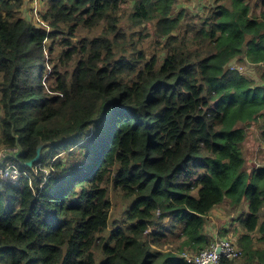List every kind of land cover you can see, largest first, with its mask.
Returning a JSON list of instances; mask_svg holds the SVG:
<instances>
[{
  "label": "trees",
  "instance_id": "trees-1",
  "mask_svg": "<svg viewBox=\"0 0 264 264\" xmlns=\"http://www.w3.org/2000/svg\"><path fill=\"white\" fill-rule=\"evenodd\" d=\"M28 1L0 0V151L31 174L0 175V264H195L227 200L242 254L221 264H264V166L242 148L252 122L264 140V8L214 0L184 23L179 0H40L37 22ZM148 24L163 56L134 41ZM110 188L128 205L104 236Z\"/></svg>",
  "mask_w": 264,
  "mask_h": 264
},
{
  "label": "rangeland",
  "instance_id": "rangeland-1",
  "mask_svg": "<svg viewBox=\"0 0 264 264\" xmlns=\"http://www.w3.org/2000/svg\"><path fill=\"white\" fill-rule=\"evenodd\" d=\"M204 5L202 4L200 6H197L196 4L198 1L195 0H179V2L175 6V11H179L181 9H186L188 11V15L184 20V23H188L192 18H197L198 14L202 15L203 11L202 8L205 6H212L210 4L215 3L214 0H203ZM250 1V0H248ZM253 11H255L257 8H264V0H251ZM250 1V2H251ZM223 3L230 5V2ZM44 3L40 0H29L28 4L25 5V8L23 11L26 13L27 17L32 18L34 21L36 20L39 22L41 18V13L44 10ZM255 8V9H254ZM198 13V14H194ZM126 20L124 19L122 22V25L126 27ZM147 31L150 33V36L146 39H140L138 35L135 36L134 41L136 42L137 46L145 49L149 54L158 53V55L163 56L165 53L163 52V45H162V39L159 37H156V35L153 33V27L151 24H148ZM178 32V31H177ZM131 33V32H128ZM130 45L129 47H131ZM238 59V58H237ZM237 59L233 60L232 65L233 68L235 65L240 66L242 69V72L252 75V78H258L259 71L257 72V69H260L259 66L264 67V62L259 63V66H248L247 63L239 62ZM261 121L252 122L247 126V138L245 143L243 144L242 148L244 151V155L246 157V167L249 171H252L254 169H258L260 166H264V140L261 134L262 129L260 128ZM262 143V144H261ZM0 153L8 154L9 151L1 150ZM66 153L64 152L62 156H65ZM12 162V160H11ZM46 173H49L51 170V166H47L44 168ZM41 172V168H38V173ZM121 191L115 190L113 188H110V199L113 202V209L111 210V218L108 225V230L104 233V236H108L110 231L114 229L118 224L122 223L125 219V211L127 209L128 200H125L121 195ZM246 204V203H245ZM244 204V206H245ZM215 213L211 212L209 217V223L207 225L208 233L213 238V243L218 242L221 240H229L233 241L236 245H238L237 242V236H238V227H239V221L238 217L241 213V209H237L235 206L231 205L229 201L227 200L222 205H219L218 207H215ZM231 218V219H230ZM232 222V224H229L224 228L223 226L225 224H228ZM234 223H236L234 225ZM258 248H263L262 243H259L257 245ZM201 252V251H200ZM197 254L191 251H185L182 253L186 258H196L199 253ZM103 257L99 255L97 257V264H100L101 259ZM237 262H244V257L240 259Z\"/></svg>",
  "mask_w": 264,
  "mask_h": 264
},
{
  "label": "built area",
  "instance_id": "built-area-1",
  "mask_svg": "<svg viewBox=\"0 0 264 264\" xmlns=\"http://www.w3.org/2000/svg\"><path fill=\"white\" fill-rule=\"evenodd\" d=\"M6 156V154L0 153V175L3 179L17 182L24 175L30 177V172L22 169L16 161L6 160ZM23 164L26 165V163ZM38 168L35 167V173H38ZM46 175L48 176L49 173H46ZM241 254L242 249L238 245L233 241L224 239L217 243L212 242L208 249L202 250L196 258H191V260L195 264H221L223 258H239Z\"/></svg>",
  "mask_w": 264,
  "mask_h": 264
},
{
  "label": "crops",
  "instance_id": "crops-1",
  "mask_svg": "<svg viewBox=\"0 0 264 264\" xmlns=\"http://www.w3.org/2000/svg\"><path fill=\"white\" fill-rule=\"evenodd\" d=\"M261 144H262V143H261ZM247 169H248V168H247ZM220 205H222V204H220ZM248 205H249V202L246 201V204H245V210H248ZM218 206H219V205H218ZM218 206H216V207H218ZM215 210H216V209L214 208L211 212H214V213H215ZM211 212H210V213H211ZM263 214H264V209H263ZM211 215H212V214H211ZM211 215L209 214V217H211ZM239 215H240V214H239ZM230 219H231V218H230ZM229 224H232V222H230V223H228V224H225L223 227L226 228V226H228ZM235 224H236V223H234V225H235ZM255 234H256V236H257V237H256V236L253 234V235L255 236V239H256V238H259V237H261V236H263V233H260V232L255 233ZM257 243L259 244L260 242H257Z\"/></svg>",
  "mask_w": 264,
  "mask_h": 264
},
{
  "label": "water",
  "instance_id": "water-1",
  "mask_svg": "<svg viewBox=\"0 0 264 264\" xmlns=\"http://www.w3.org/2000/svg\"><path fill=\"white\" fill-rule=\"evenodd\" d=\"M43 147H44L43 144H41V145L38 146V148H37V155L32 160H30L29 162H27L26 163L27 165L32 166L35 161H37V160L40 159L41 152H42Z\"/></svg>",
  "mask_w": 264,
  "mask_h": 264
},
{
  "label": "clouds",
  "instance_id": "clouds-1",
  "mask_svg": "<svg viewBox=\"0 0 264 264\" xmlns=\"http://www.w3.org/2000/svg\"><path fill=\"white\" fill-rule=\"evenodd\" d=\"M58 156L55 157V159L57 158ZM27 165V164H26ZM33 166V165H32Z\"/></svg>",
  "mask_w": 264,
  "mask_h": 264
}]
</instances>
